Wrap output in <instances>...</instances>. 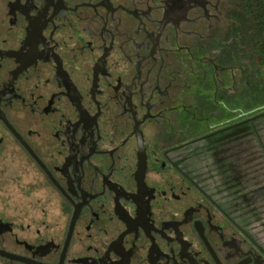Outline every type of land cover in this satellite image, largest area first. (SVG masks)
<instances>
[{"label":"flooded vegetation","instance_id":"af4514ba","mask_svg":"<svg viewBox=\"0 0 264 264\" xmlns=\"http://www.w3.org/2000/svg\"><path fill=\"white\" fill-rule=\"evenodd\" d=\"M232 9L0 0V264H264Z\"/></svg>","mask_w":264,"mask_h":264},{"label":"trees","instance_id":"16d2710c","mask_svg":"<svg viewBox=\"0 0 264 264\" xmlns=\"http://www.w3.org/2000/svg\"><path fill=\"white\" fill-rule=\"evenodd\" d=\"M231 1L235 4L229 40L236 51L235 63L249 78V86L241 91V115L258 119L264 116V0Z\"/></svg>","mask_w":264,"mask_h":264},{"label":"rangeland","instance_id":"374dc122","mask_svg":"<svg viewBox=\"0 0 264 264\" xmlns=\"http://www.w3.org/2000/svg\"><path fill=\"white\" fill-rule=\"evenodd\" d=\"M233 4H235V2L231 1V6L233 7ZM255 128H257V131H255L253 133V140H254V144H255V150L257 151V162L256 164H258V170H257V174L259 176L260 179L264 180V116L260 117L256 120L255 122ZM249 166H251V164H249ZM251 172L253 167H250ZM264 186V185H263ZM262 209H260V207H258V217L261 219V224H263V229H264V190L257 196V199L255 200Z\"/></svg>","mask_w":264,"mask_h":264}]
</instances>
